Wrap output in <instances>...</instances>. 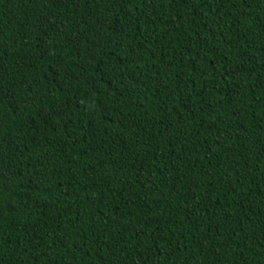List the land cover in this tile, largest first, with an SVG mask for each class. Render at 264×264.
Returning a JSON list of instances; mask_svg holds the SVG:
<instances>
[{"label":"trees","instance_id":"16d2710c","mask_svg":"<svg viewBox=\"0 0 264 264\" xmlns=\"http://www.w3.org/2000/svg\"><path fill=\"white\" fill-rule=\"evenodd\" d=\"M0 264H264V0H0Z\"/></svg>","mask_w":264,"mask_h":264}]
</instances>
